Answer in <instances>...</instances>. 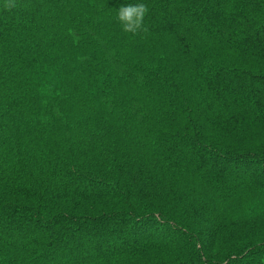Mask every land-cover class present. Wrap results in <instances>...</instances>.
<instances>
[{
	"label": "trees",
	"instance_id": "trees-1",
	"mask_svg": "<svg viewBox=\"0 0 264 264\" xmlns=\"http://www.w3.org/2000/svg\"><path fill=\"white\" fill-rule=\"evenodd\" d=\"M0 264H264V0H0Z\"/></svg>",
	"mask_w": 264,
	"mask_h": 264
},
{
	"label": "clouds",
	"instance_id": "clouds-1",
	"mask_svg": "<svg viewBox=\"0 0 264 264\" xmlns=\"http://www.w3.org/2000/svg\"><path fill=\"white\" fill-rule=\"evenodd\" d=\"M148 9L142 2L122 4L117 11V20L125 33L136 34L143 27Z\"/></svg>",
	"mask_w": 264,
	"mask_h": 264
},
{
	"label": "rangeland",
	"instance_id": "rangeland-1",
	"mask_svg": "<svg viewBox=\"0 0 264 264\" xmlns=\"http://www.w3.org/2000/svg\"><path fill=\"white\" fill-rule=\"evenodd\" d=\"M124 42H126V41H124ZM123 43V42H122ZM134 45H135V43L133 42L132 44H130V43H128L127 45H120L121 47H123V48H125V46L127 47V48H129V49H132L133 47H134ZM147 47V46H146ZM52 77H53V75H51L50 77H48L49 79H52ZM60 77L62 78V75H60ZM86 86H87V84H85ZM49 86H51V87H54L55 89L57 88L54 84H52V83H49ZM55 89H45V90H55ZM81 102H83V103H85V100L84 99H82L81 100ZM82 107H84V106H82ZM230 167H237V166H235V164L233 165V164H231V165H229ZM228 166H226L225 167V169H227L228 170ZM6 226V224H4V225H2V227H5ZM130 240H132V239H130ZM65 241H66V239L65 238H63V239H60V245H62V247L63 246H65ZM59 243V242H58Z\"/></svg>",
	"mask_w": 264,
	"mask_h": 264
}]
</instances>
